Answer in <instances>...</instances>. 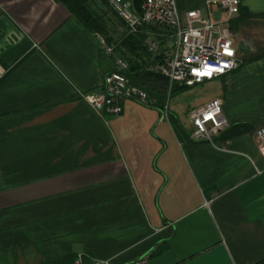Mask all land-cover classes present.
<instances>
[{"label": "crops", "instance_id": "1", "mask_svg": "<svg viewBox=\"0 0 264 264\" xmlns=\"http://www.w3.org/2000/svg\"><path fill=\"white\" fill-rule=\"evenodd\" d=\"M176 1L183 14L228 19L206 6L222 0ZM240 2L258 17L233 32L235 15L228 26L254 48L240 40L249 62L216 79L222 91L213 99L223 100L231 126L211 145L193 140L189 118L210 101L170 108L163 122L156 99L153 107L126 100L122 115L99 116L79 94L101 88L118 54L103 56L97 34L56 0H0V264H75L79 255L86 263L264 264L255 136L264 123V42L243 34L263 22L264 0ZM109 32L111 45L125 34Z\"/></svg>", "mask_w": 264, "mask_h": 264}, {"label": "built area", "instance_id": "2", "mask_svg": "<svg viewBox=\"0 0 264 264\" xmlns=\"http://www.w3.org/2000/svg\"><path fill=\"white\" fill-rule=\"evenodd\" d=\"M135 0H109V7L121 21L125 34L145 35V47L152 58L148 70L163 75L170 87L194 88L211 82L244 66L233 34L228 26L230 19L239 14L240 0L208 1V8H216L228 15L225 22L203 16L200 10L180 12L176 0H143L138 9ZM103 56L118 58L114 71L108 73L98 91L80 93L99 116L117 117L123 114L122 102L135 100L153 107L155 101L132 84L127 72L130 69L126 51L119 43L109 45L98 35ZM157 59L156 61H153ZM223 100L213 99L206 106L189 114L194 132L193 140L216 145V138L230 128L223 113ZM170 107H163L161 122L168 119ZM255 136L264 157V123L257 127ZM75 264H114L110 260L92 259L86 263L79 255ZM128 264H148L147 257Z\"/></svg>", "mask_w": 264, "mask_h": 264}, {"label": "trees", "instance_id": "3", "mask_svg": "<svg viewBox=\"0 0 264 264\" xmlns=\"http://www.w3.org/2000/svg\"><path fill=\"white\" fill-rule=\"evenodd\" d=\"M56 1L64 5L71 15L77 18L89 31L104 37L109 45L114 41L106 23V14H104L101 6V4H103L104 6L109 7V0ZM142 1L143 0H135V9L139 8ZM113 15L119 20L114 12ZM257 17L258 16L250 15L245 9L240 8L237 18L231 22L232 31L235 32L238 26L246 24L250 19H256ZM119 45L126 51L127 61L130 66L127 75L132 84L145 91L151 100L156 99L164 107L166 105L168 94L172 97L174 93H185L191 89L188 87H180L178 85L171 88L167 78L161 74L148 70L149 65L152 63V58L145 47L144 34H126L122 37ZM262 57H257L254 60H258ZM156 60L157 59L153 61ZM247 62L249 61L244 60V65Z\"/></svg>", "mask_w": 264, "mask_h": 264}, {"label": "rangeland", "instance_id": "4", "mask_svg": "<svg viewBox=\"0 0 264 264\" xmlns=\"http://www.w3.org/2000/svg\"><path fill=\"white\" fill-rule=\"evenodd\" d=\"M102 8L104 14H106L105 18L108 19L106 23L108 24L109 30L113 34V37L115 39L120 38V36L123 35V32L125 31L123 25L113 15L110 7L103 6ZM223 17H226V15L223 14ZM212 18H214L215 20L218 19L216 17ZM262 21L263 22L257 24L256 26H248L243 30V34H246V37L248 36L249 32L252 34V37L255 34H260V37L256 39L260 44L264 42V20ZM240 40L244 41L246 45H252V48H254V44L249 38H247L246 40L244 38L243 40L241 37L239 39L234 37L235 47H238L242 44ZM217 82L218 81L215 80L212 83H206L204 85L196 86L191 90L186 91L185 93H174L172 97L168 94L166 103H168L171 110H177V113H180L181 111L189 107H198L202 104L208 103L213 98H216L222 91L220 88L221 86H219Z\"/></svg>", "mask_w": 264, "mask_h": 264}]
</instances>
